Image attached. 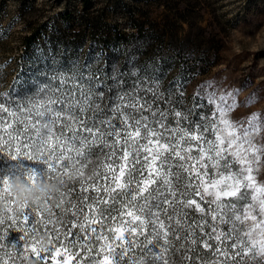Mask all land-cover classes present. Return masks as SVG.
<instances>
[{"label":"snow or ice","instance_id":"obj_1","mask_svg":"<svg viewBox=\"0 0 264 264\" xmlns=\"http://www.w3.org/2000/svg\"><path fill=\"white\" fill-rule=\"evenodd\" d=\"M134 75L0 93V264H264V112Z\"/></svg>","mask_w":264,"mask_h":264},{"label":"rangeland","instance_id":"obj_2","mask_svg":"<svg viewBox=\"0 0 264 264\" xmlns=\"http://www.w3.org/2000/svg\"><path fill=\"white\" fill-rule=\"evenodd\" d=\"M92 1L83 8L79 0H0V93L39 85L58 70L138 74L158 77L174 101L182 91L183 108L238 89L233 119L264 112V0ZM179 14L194 20L193 30L203 27L199 38ZM130 16L145 21L144 35H127L120 46L107 40L116 26L130 32ZM32 28L42 31L28 47L23 36Z\"/></svg>","mask_w":264,"mask_h":264},{"label":"trees","instance_id":"obj_3","mask_svg":"<svg viewBox=\"0 0 264 264\" xmlns=\"http://www.w3.org/2000/svg\"><path fill=\"white\" fill-rule=\"evenodd\" d=\"M79 1H80L83 8H88L93 2L92 0H79ZM130 17H131L130 18L131 30L128 34H126L121 28L116 26L114 28L112 34H108L106 39L113 42L114 44H117L118 46H120V43L122 41H124V39L126 38L127 35H136V36H140V37L143 36L145 33V30H146L145 21L143 19H141L140 17H137V18L134 16H130ZM179 18L184 19L189 24V26L191 27V30H190L191 33L196 31L197 38L200 37V32L203 30L202 26H197L196 29L193 30V27H194L193 21L194 20L191 21L190 18H186L183 14H179ZM41 31L42 30H40V28H32L28 32V34L23 36V40H24L25 44L29 47L38 38ZM190 32L188 33V36L190 35ZM128 78H126L125 80L128 81L129 83H131L133 81V79H131L130 77H128ZM36 85L37 84L28 83L24 86H20L19 88H16V90L14 92H11V94L14 96L17 94L22 95L26 90H30ZM14 191H15V189H14ZM13 235H18V233H13Z\"/></svg>","mask_w":264,"mask_h":264},{"label":"clouds","instance_id":"obj_4","mask_svg":"<svg viewBox=\"0 0 264 264\" xmlns=\"http://www.w3.org/2000/svg\"><path fill=\"white\" fill-rule=\"evenodd\" d=\"M16 191H17L18 194H20L21 196H23L24 194H27V195H29V196H32V195L35 194V193H32V192H25V191L19 189V187L16 189ZM49 191H55V189H54V188H50Z\"/></svg>","mask_w":264,"mask_h":264}]
</instances>
